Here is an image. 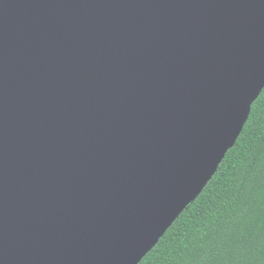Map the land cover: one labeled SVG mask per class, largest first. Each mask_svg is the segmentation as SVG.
I'll list each match as a JSON object with an SVG mask.
<instances>
[{"label":"water","instance_id":"1","mask_svg":"<svg viewBox=\"0 0 264 264\" xmlns=\"http://www.w3.org/2000/svg\"><path fill=\"white\" fill-rule=\"evenodd\" d=\"M264 90V0H0V264H140Z\"/></svg>","mask_w":264,"mask_h":264},{"label":"trees","instance_id":"2","mask_svg":"<svg viewBox=\"0 0 264 264\" xmlns=\"http://www.w3.org/2000/svg\"><path fill=\"white\" fill-rule=\"evenodd\" d=\"M140 264H264V90L213 180Z\"/></svg>","mask_w":264,"mask_h":264}]
</instances>
